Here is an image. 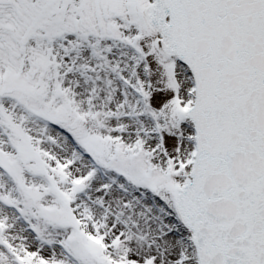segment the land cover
<instances>
[{
	"label": "snow or ice",
	"instance_id": "obj_1",
	"mask_svg": "<svg viewBox=\"0 0 264 264\" xmlns=\"http://www.w3.org/2000/svg\"><path fill=\"white\" fill-rule=\"evenodd\" d=\"M0 264H264V0H0Z\"/></svg>",
	"mask_w": 264,
	"mask_h": 264
}]
</instances>
